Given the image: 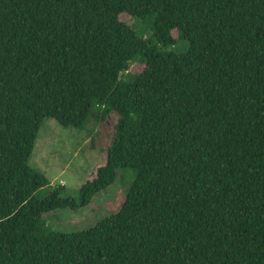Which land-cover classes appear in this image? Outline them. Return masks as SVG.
Listing matches in <instances>:
<instances>
[{
	"label": "trees",
	"instance_id": "16d2710c",
	"mask_svg": "<svg viewBox=\"0 0 264 264\" xmlns=\"http://www.w3.org/2000/svg\"><path fill=\"white\" fill-rule=\"evenodd\" d=\"M121 13L152 15V36ZM112 113L78 196L38 194L45 119ZM119 171L133 179L117 212L50 228ZM0 264H264V0H0Z\"/></svg>",
	"mask_w": 264,
	"mask_h": 264
},
{
	"label": "rangeland",
	"instance_id": "374dc122",
	"mask_svg": "<svg viewBox=\"0 0 264 264\" xmlns=\"http://www.w3.org/2000/svg\"><path fill=\"white\" fill-rule=\"evenodd\" d=\"M119 18L128 22L138 34L152 36V15L140 19L121 13ZM151 40L156 44L153 37ZM157 46L160 50L182 52L186 49L187 42L180 39L171 46ZM143 67L141 61H135L128 71L139 72ZM88 119L84 129L63 127L52 118H46L42 123L30 164L44 172L49 185L39 190L38 194L44 195L50 188L63 184L64 194L77 197L82 184L104 162L107 147L114 136L116 115L109 114L103 120L95 117ZM132 179L124 171H119L114 184L78 211L68 208L53 210L47 217L50 228L76 232L96 226L102 219L117 212Z\"/></svg>",
	"mask_w": 264,
	"mask_h": 264
}]
</instances>
